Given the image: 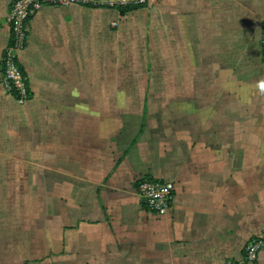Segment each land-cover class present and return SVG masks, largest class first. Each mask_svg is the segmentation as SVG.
Listing matches in <instances>:
<instances>
[{"label":"crops","instance_id":"crops-1","mask_svg":"<svg viewBox=\"0 0 264 264\" xmlns=\"http://www.w3.org/2000/svg\"><path fill=\"white\" fill-rule=\"evenodd\" d=\"M12 1L0 264H226L264 238V0L45 7L18 56L24 106L2 82ZM145 176L175 185L165 216L141 205Z\"/></svg>","mask_w":264,"mask_h":264},{"label":"built area","instance_id":"built-area-1","mask_svg":"<svg viewBox=\"0 0 264 264\" xmlns=\"http://www.w3.org/2000/svg\"><path fill=\"white\" fill-rule=\"evenodd\" d=\"M147 3L148 0H13L7 16L11 33L10 41L1 61L5 90L15 97L20 106H24L31 98V92L26 84L27 77L22 73L18 56L26 48L32 19L43 8L82 6L121 11L127 8L145 7ZM262 52L264 62V37ZM135 188L141 205L147 212L156 216H165L172 210L175 197L173 183L145 176L135 182ZM263 250L264 238H254L243 248L241 260L228 261L226 264H258L259 255Z\"/></svg>","mask_w":264,"mask_h":264},{"label":"trees","instance_id":"trees-1","mask_svg":"<svg viewBox=\"0 0 264 264\" xmlns=\"http://www.w3.org/2000/svg\"><path fill=\"white\" fill-rule=\"evenodd\" d=\"M141 8H144V7L127 8V9H125V10H121L120 12H121V14H126V13H128V12H130V11H133V10H136V9H141ZM22 73L25 75L23 69H22ZM25 76H26V75H25ZM26 84H27V86H28V81H26ZM28 88H29V86H28ZM29 90H30V89H29Z\"/></svg>","mask_w":264,"mask_h":264},{"label":"rangeland","instance_id":"rangeland-1","mask_svg":"<svg viewBox=\"0 0 264 264\" xmlns=\"http://www.w3.org/2000/svg\"><path fill=\"white\" fill-rule=\"evenodd\" d=\"M2 82H3V75H2Z\"/></svg>","mask_w":264,"mask_h":264}]
</instances>
